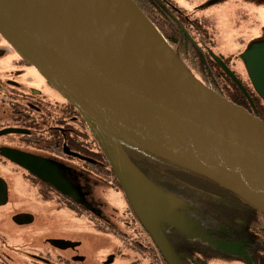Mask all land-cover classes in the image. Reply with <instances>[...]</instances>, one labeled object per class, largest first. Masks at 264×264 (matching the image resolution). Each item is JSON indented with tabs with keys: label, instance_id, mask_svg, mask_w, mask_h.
<instances>
[{
	"label": "water",
	"instance_id": "95a60500",
	"mask_svg": "<svg viewBox=\"0 0 264 264\" xmlns=\"http://www.w3.org/2000/svg\"><path fill=\"white\" fill-rule=\"evenodd\" d=\"M0 37L81 112L134 210L170 260L157 219H171L168 203L115 135L213 179L264 213V119L194 75L132 0H0ZM242 56L264 102V42ZM4 154L76 198L71 181L49 160L15 150ZM7 201L8 185L0 177V205ZM34 218L18 213L12 220L28 224Z\"/></svg>",
	"mask_w": 264,
	"mask_h": 264
},
{
	"label": "flooded vegetation",
	"instance_id": "af4514ba",
	"mask_svg": "<svg viewBox=\"0 0 264 264\" xmlns=\"http://www.w3.org/2000/svg\"><path fill=\"white\" fill-rule=\"evenodd\" d=\"M165 4L176 13L174 23L180 24L184 31L189 30L188 33L198 40L194 20L169 0ZM211 44L214 48V37ZM241 54L218 50L213 54L216 62L212 65V73L220 74L222 69L232 81L223 65L226 64L243 86L251 94L254 93V99L244 106L251 111L250 107L253 109L257 103L259 105L260 100ZM31 67L0 37V131L14 130L0 135V164L23 177L25 181L21 185H30L42 199L54 202L63 210L75 211L78 216L87 219L96 231L109 234L110 251L99 261L100 252L96 258L92 255L102 246L97 243L91 246L89 256L84 253L89 244L85 238L49 235L40 242V247L36 244L9 245L0 232V264H112L123 253V245L127 247L129 243L131 251L136 243L143 246L152 264H168L169 261L170 264H264V215L246 200L228 192L215 193L212 184L202 183V180L193 183L195 180L185 177L173 184L165 175L155 174V181L161 187L182 200L176 208L180 212L179 217L172 218L180 228L169 224L165 216L157 217L172 262L154 237L148 234L147 225L134 213L128 197V204L123 210L108 204L105 198L107 191L120 188L125 193L124 189L112 174L109 175L111 178H105L100 173L103 163L95 156L94 140L88 134L78 110ZM39 79L44 85L37 84ZM233 81L236 87L229 84V88L238 90L240 86ZM4 150L49 160L71 181L77 192L76 198L61 193L52 184L35 176L6 156ZM136 158L139 159L138 156ZM0 177L6 180L1 173ZM93 177V181L98 180L103 185L92 183ZM109 182L112 185H108ZM6 185L9 188L12 182L6 180ZM164 207L170 210L169 204ZM18 213H13L11 219ZM140 236L143 240L139 239ZM112 238L120 240L121 248ZM51 239L68 240L78 245L60 248L52 244ZM125 253L129 254V251Z\"/></svg>",
	"mask_w": 264,
	"mask_h": 264
},
{
	"label": "rangeland",
	"instance_id": "374dc122",
	"mask_svg": "<svg viewBox=\"0 0 264 264\" xmlns=\"http://www.w3.org/2000/svg\"><path fill=\"white\" fill-rule=\"evenodd\" d=\"M169 1L174 6L180 7L190 19L194 20L193 22L206 23L214 31V54L218 50L233 51L235 54H239L243 53L244 48L264 42V4H257L251 0ZM156 27L159 29L157 25ZM32 69L40 77H43L34 67ZM38 81L37 84L44 85L42 79ZM0 173L6 177V180L12 182L8 188V201L0 205V232L9 245L29 246L36 244L40 247L42 246L40 242L44 237L59 235L68 238L87 239L89 244L84 253L89 256L92 251L91 246H95V243L101 245L102 249L96 250L92 255L96 258L100 252L99 261H102V256L110 251L111 236L109 234L96 231L87 219L78 216L75 211L63 210L58 208L54 202L42 199L30 185H21L25 181L23 177L1 164ZM94 179L95 177L91 178L92 183L103 185L98 180L93 181ZM107 184L112 185L110 182ZM110 188L115 187L110 186ZM97 191H99V187ZM124 194L122 189L118 188L107 191L108 197L105 196V198L108 204L118 210H123L129 201ZM15 212H31L35 215L34 221L28 224H16L11 219V215ZM112 240H115L121 248L120 240L115 238ZM122 250L123 253L112 264H151L150 257L144 252H140L135 246L132 251L130 248L125 249L124 246ZM127 251L129 254L125 253Z\"/></svg>",
	"mask_w": 264,
	"mask_h": 264
},
{
	"label": "trees",
	"instance_id": "16d2710c",
	"mask_svg": "<svg viewBox=\"0 0 264 264\" xmlns=\"http://www.w3.org/2000/svg\"><path fill=\"white\" fill-rule=\"evenodd\" d=\"M166 1L167 0H133V2L139 7V9L146 15V17H148L150 21H152L159 27L161 32L168 40L171 49L181 60V62H183V64L188 67L190 71L195 73L196 76L199 77L204 83H206L209 87L216 90L224 97L234 101L235 103L243 107L245 105H249L247 103H249L250 100L254 99V93L251 94L249 92L251 96V99H249L241 88H238V90L235 89L234 91L230 89L229 84L234 85L232 83L233 80L231 81V79H229V77L225 75L222 69L220 70L221 72L219 71L220 74H216L215 72L212 73V65L215 64L214 62H216L213 57L214 49L212 48L211 44L214 37V31L208 28L206 23H200L199 21H197L196 26L194 27V29H197L196 31L198 33V40H196L195 35H191L188 33L189 30L184 31L182 30L180 24L174 23L173 18L174 16H176V13L174 10L170 9V6H167L165 4ZM257 4H264V0H261V2ZM188 34L190 35V37L188 36ZM211 75H214L215 77L213 76L211 78ZM234 86L236 87V85ZM259 100V105L257 103V106L253 109L250 107V110L264 119V105L260 98ZM78 112L81 114L79 110ZM81 116L84 119L85 124L88 128V134L94 140V149L96 150L95 156H97L100 162L103 163V167L101 166L100 173L105 178H111L109 177V175L112 174V176H114V179L117 180L120 184L121 182L118 176L116 175L114 169L112 168L100 142L92 133V131L89 130V126L84 116L82 114ZM115 138L120 143L124 151L127 153L131 161L139 169V171L164 197L165 202L169 204L171 210V219L167 220L170 221L169 224L175 225L180 228V225L176 224L172 220V218L179 217L180 212H178L176 208L180 205V201L182 200L180 199L179 201V198L176 195L161 187L155 181V174L165 175L166 177H168V180L173 184H177L178 179H182L185 177H189L192 181L195 180L193 181V183L202 180V183L206 182L212 184L211 186L213 187V192L215 193L228 192L240 197L239 195L226 188L222 184L214 181L213 179H210L209 177L187 166L177 163L153 151L145 149L119 135H115ZM136 156H138L139 159H137ZM152 160L155 161V164ZM90 166L91 168H93V165ZM240 198L243 200L242 197ZM246 203L258 210L262 215H264V213L260 209H258L248 201H246ZM134 213L137 214L135 210ZM148 234L152 237L149 231ZM134 238L137 239L136 234H134ZM139 239L143 240L141 236L139 237ZM129 244L127 245V247L126 245H123L125 249H129L131 247ZM135 247L140 252H144L142 249L143 246H141L139 243H136ZM144 253L149 256V253ZM151 261L152 260L150 259V262Z\"/></svg>",
	"mask_w": 264,
	"mask_h": 264
}]
</instances>
